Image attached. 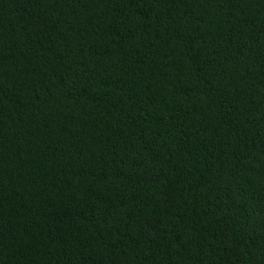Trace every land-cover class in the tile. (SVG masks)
Listing matches in <instances>:
<instances>
[{
  "label": "trees",
  "instance_id": "trees-1",
  "mask_svg": "<svg viewBox=\"0 0 264 264\" xmlns=\"http://www.w3.org/2000/svg\"><path fill=\"white\" fill-rule=\"evenodd\" d=\"M0 264H264V0H0Z\"/></svg>",
  "mask_w": 264,
  "mask_h": 264
}]
</instances>
